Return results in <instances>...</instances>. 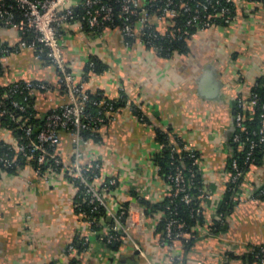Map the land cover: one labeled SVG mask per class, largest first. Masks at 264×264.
I'll return each mask as SVG.
<instances>
[{"label":"crops","instance_id":"0c3cea01","mask_svg":"<svg viewBox=\"0 0 264 264\" xmlns=\"http://www.w3.org/2000/svg\"><path fill=\"white\" fill-rule=\"evenodd\" d=\"M236 16L230 26L197 32L187 41V53L171 58L138 43L127 46L117 29L97 36L77 24L64 28V56L76 81L92 95L128 99V106L108 117L99 141L83 147L82 164L100 161L105 177L118 181L107 202L113 212L129 204L130 234L141 252L136 255L127 239L117 250L102 243L76 211L77 187L68 178H39L27 162L15 173L0 170V264H70L73 258L80 264H172L174 256L182 257L184 264H253L249 256L254 248L264 246V199L256 195L264 186V155L249 167L226 218L225 232L210 233L230 184L236 102L249 97L264 76V5L246 3ZM159 27L165 30L167 25ZM20 39L14 30H0V44L16 45ZM93 58L105 67L102 73L87 71ZM0 72V87L17 82L48 86V91L33 96L40 119L66 103L57 70L30 50L2 58ZM157 130H171L172 138H180L200 157L205 222L186 254L180 243L174 249L161 245L155 229L162 215L147 218L133 196L151 204L170 196L154 161L161 152ZM60 137L58 154L70 165L71 137L63 132ZM16 141L15 133L0 121V144L14 146ZM78 236L89 238L88 249L68 256V247Z\"/></svg>","mask_w":264,"mask_h":264},{"label":"built area","instance_id":"2783aa9c","mask_svg":"<svg viewBox=\"0 0 264 264\" xmlns=\"http://www.w3.org/2000/svg\"><path fill=\"white\" fill-rule=\"evenodd\" d=\"M75 0H0V30H14L21 34L16 45H6L0 48V61L5 56L30 50L40 61L53 66L59 75V84L66 96V103L60 108L52 110L45 118V124L37 134L35 129L23 116L9 113L0 104V120L9 118L16 122L17 130L23 135L17 138L14 146L9 150L14 152L0 155V167L12 168L19 157L33 164L39 178H68L75 185L83 188L89 205L96 210L99 206L107 212L109 222H113L108 229L95 231L92 226L95 221L81 213L90 226L91 233L97 235L102 243L108 245L130 240L134 248L141 249L132 240L130 234V210L128 216L124 208L113 212L108 205L109 193L118 186L115 178L105 177L100 161H92L89 165L82 164L83 147L90 144L97 137L100 129L109 121V116L118 112L111 100L103 95L99 99H92L91 93L86 90L83 82H77L64 56L62 31L71 24H77L92 35H101L107 29H117L126 40L127 46L138 43L147 50L161 56L164 38L188 41L197 32L212 29L218 25L230 26L236 21L237 9L248 0H80L73 6ZM182 19V24L177 25ZM167 25L161 30L159 24ZM93 65H91L92 67ZM6 98L15 94H25L23 101L12 100L11 106L20 113L26 110L28 97H33L38 91H48V86L41 82H17L9 86ZM95 107L97 112L92 114L89 108ZM238 112L235 115V129L233 143L239 144L238 150L243 151V140L240 133L246 132L245 122L247 114L253 115L258 108L257 98L250 94L247 98H239L236 102ZM260 128L253 134L257 140L247 139L249 152L246 164L251 165V156L255 148L264 144V104L260 105ZM144 122V118H140ZM71 137L73 148V162L67 164L61 160L58 147L61 143L60 133ZM174 139V138H173ZM163 146H161L162 150ZM174 154L188 153L195 158L196 150L185 144L178 145L176 139L171 143ZM198 163V159L195 158ZM45 167V170L43 168ZM232 173L230 184L234 188L241 187L244 177L243 171L236 159H232ZM171 193V203L178 200L184 204L192 202L187 192L183 170L177 168L175 173L168 177ZM76 186V185H75ZM258 198L264 197V186L256 193ZM206 198L205 195H203ZM94 210L91 212L93 213ZM201 213V209H197ZM221 216H217L220 221ZM210 233H212L210 229ZM123 237H122V236ZM199 238L198 228L187 231L185 225L176 219L170 218L166 224V238L161 242L163 247L174 249L176 243L184 246L195 238ZM89 246V238L78 236L67 250L68 256L77 253L76 244ZM255 264H264V249L255 255ZM184 259L179 256L170 258L172 264H181Z\"/></svg>","mask_w":264,"mask_h":264},{"label":"trees","instance_id":"16d2710c","mask_svg":"<svg viewBox=\"0 0 264 264\" xmlns=\"http://www.w3.org/2000/svg\"><path fill=\"white\" fill-rule=\"evenodd\" d=\"M250 2L259 3L264 5V0H248ZM177 25L182 24V19H180ZM221 26V25H220ZM163 46V51L161 54L162 58H171L174 54H184L187 53V41H180V40H172L168 38H164L160 41ZM5 44H0V48H5ZM1 50V49H0ZM48 64L47 62H45ZM1 65V61H0ZM91 65H93L91 67ZM105 67L95 58H93L89 64L87 71L91 70L95 73H102L104 71ZM1 73V72H0ZM9 92L8 87H0V104H3L4 108L7 109L9 113H14L16 116H23L24 119L28 120V123L35 129L36 134L42 130L44 124H45V118L50 114V112L44 117L43 119H40L37 117L36 112L34 111V98L28 97L27 102L25 104L26 110L24 113H20L16 109H13L11 106L12 100L17 101H23L25 98V94H15L12 98H6V94ZM253 95L257 98L258 108L260 105L264 104V76L258 79L256 82L255 87L252 90ZM101 94L91 95L92 99H99ZM114 107L116 110H121L128 106L129 102L127 97L125 95H122L119 100L112 101ZM133 112L139 116V118H144V122L146 121V118L144 115L140 112L138 108L135 106H131ZM257 110L254 112L253 115L247 114V121L245 122L244 126L246 129V132L240 133L243 140V146L244 150L240 151L238 150L239 144L233 143V150L234 154L233 157L229 160V170L232 173L231 163L232 159H236L239 166L241 167L244 177L249 169V167L253 164H256L260 162L262 156L264 155V144L258 145L252 156H251V165L246 164V158L247 153L249 152V145L247 142V139L249 140H257V136H255L253 133L258 132L261 124H260V110ZM89 111L92 114H95L97 112V109L95 107L89 108ZM238 112L237 107L235 108V115ZM4 127H6L9 130H12L17 138H22L23 135L17 130V124L16 122L10 120L9 118H3L0 120ZM87 138H93L95 141H99V137H91L89 134L85 135ZM174 136V135H173ZM178 142V145L182 147L185 145V143L178 137H173ZM172 132L171 130L168 131H161L157 130V141L160 146H163L161 152L155 157L154 161L156 166L159 169V174L162 177V179L167 183H169L168 177L173 175L177 168H180L183 170V175L185 177L186 182V188L187 192L192 197V202L190 204H184L183 202H180L178 200L177 203H171L170 196L162 203L159 204H151L150 202L138 198L135 193H133V196H135L139 204L143 210V213L147 218H154L158 214H161V219L156 226L155 229V236H158L160 238V242H162L166 238V224L167 220L170 218L176 219L180 224L185 225L187 231H191L195 228H198L204 224V216H203V207L201 206L202 198L203 197V182L200 172V157L198 152L195 154V158L198 159V163L195 162V158H192L188 153H181L174 154L171 151V143H172ZM234 138V137H233ZM8 145L6 144H0V155L3 154H10L12 156L14 152L9 150ZM27 161L22 159L21 157L18 158L15 165H13L12 168L6 169L4 167H0V170H5L10 173H15L17 170L22 169L26 166ZM45 170V167L43 168ZM241 181V184L243 182V179ZM75 185L77 187V197L75 200L76 205V211L78 214L86 213L88 215V218L92 221H95L92 228L95 231H101L103 228L108 229L111 227L113 222L108 221L107 212L106 210L99 206L96 210H94L93 206L89 205L86 201V194L81 188L77 181ZM114 190V189H113ZM240 188H234L231 184H229V188L227 191V194L225 196V199L219 204L217 215L221 216L222 219L218 221L217 219L214 221L213 225L211 226V231L214 235H220L223 234L226 230V218L227 216L232 212L233 208L236 205V198L239 194ZM260 199H264L260 198ZM126 211V216H128V209L129 204L126 203L123 207ZM197 209H201V213H197ZM94 210L92 213L91 211ZM122 236V235H121ZM123 237V236H122ZM197 237L193 240H191L189 243L184 242V252L185 254L189 251V249L194 245V243L197 241ZM104 244H106L104 242ZM124 244L123 241L120 243L115 244H106L110 249L113 248V250H117L121 247V245ZM77 249V255L79 256L83 252H85L88 248L87 246L84 247L81 244H76ZM264 249V246L254 248L253 253L249 256L250 263H255V255L259 253L261 250ZM70 264H80L79 261L76 258H73L71 260ZM184 264V263H182Z\"/></svg>","mask_w":264,"mask_h":264},{"label":"water","instance_id":"95a60500","mask_svg":"<svg viewBox=\"0 0 264 264\" xmlns=\"http://www.w3.org/2000/svg\"><path fill=\"white\" fill-rule=\"evenodd\" d=\"M110 221V220H109ZM139 254V252H136V255Z\"/></svg>","mask_w":264,"mask_h":264}]
</instances>
